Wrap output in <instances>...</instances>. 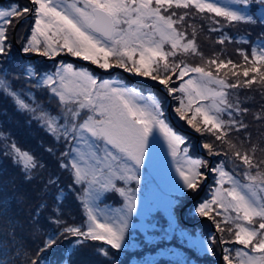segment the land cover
I'll return each instance as SVG.
<instances>
[{
  "label": "snow or ice",
  "instance_id": "1",
  "mask_svg": "<svg viewBox=\"0 0 264 264\" xmlns=\"http://www.w3.org/2000/svg\"><path fill=\"white\" fill-rule=\"evenodd\" d=\"M28 16L33 25L22 46L24 53L45 57L67 53L104 70L115 67L157 82L177 101L174 112L179 119L214 137L202 144L208 155L224 159L212 164L193 157L186 137L168 121L162 99L123 80H100L88 68L72 63L60 62L55 71L42 76L28 66L22 75L34 79V87L50 91L62 107L59 115H52L26 102L22 89L0 76V94L36 114L54 140L64 142L66 150L60 151L56 166L69 172V188L80 186L76 198L87 217L81 225L65 221L60 176L55 171L45 176L47 165L0 132L7 144L4 154L21 168L25 181L38 183L27 227L33 241L43 233L39 244L29 248L17 239L13 227L8 235L14 255H0V264H45L48 253L70 238L78 246L99 241L117 252L123 250L138 211L142 169L157 139L167 145L180 191L197 192L208 173L218 177L211 198L195 209L220 233L201 241L203 251L213 252L217 242L232 243L240 247L234 254L224 249L225 264H264V132L253 143L245 122L251 114L264 127V104L252 111L244 106L247 97L237 91L257 86L264 99V33L250 51L236 50L239 60L223 50L205 56L198 43L203 25L194 22L209 21L213 25L209 31L220 33L214 42L225 45L233 39L223 32L225 25L264 27V0H28V5L0 8V58L11 53L8 29L13 20L20 23ZM240 42L247 43L243 37ZM193 58L199 62H190ZM47 151L51 154L53 149ZM235 168H241L242 178L234 174ZM108 193L122 197V206L102 207L101 198ZM46 211L50 215L45 216ZM99 251L109 255L103 247ZM64 264H71L70 258Z\"/></svg>",
  "mask_w": 264,
  "mask_h": 264
},
{
  "label": "trees",
  "instance_id": "2",
  "mask_svg": "<svg viewBox=\"0 0 264 264\" xmlns=\"http://www.w3.org/2000/svg\"><path fill=\"white\" fill-rule=\"evenodd\" d=\"M257 10L258 9H256V11ZM194 22L203 25V31H201L198 36V43L205 56H210L213 52L223 50L227 56H230L234 60H239L240 58L236 50L238 48H244L250 51L251 47L255 46L257 38L264 33V27H261L259 24L249 25L241 23L234 26L225 25L223 32L233 39L225 45H219L214 41L218 38L220 33L209 31V28L213 27L209 21L196 18ZM241 37H243L247 43H241ZM19 58L18 56L11 61L0 59V76L10 78L15 88L22 89V93L28 103L33 106L39 105L52 115H59L62 107L59 105L58 100L47 89L34 87V79L29 80L26 75H22L23 69L21 65L25 64V60ZM190 62L196 63L199 62V60L198 58H193ZM16 77H19V79H16ZM237 91L242 98L247 97L244 106L251 108L252 111L259 110L260 106L264 104L261 90L257 86H253L252 89H238ZM175 103H177V101ZM245 122L249 123L252 142L256 143L260 137V133L264 132V127H260L259 122L254 121L251 114L245 117ZM183 126L186 125L183 124ZM0 132L4 133V137L10 136L12 142L17 143L22 149L35 154L42 163L47 165L44 170L45 176L53 171L57 172L60 176L59 187L64 190L62 193H59V195L62 196L63 219L75 225H81L86 221L87 217L84 214L82 203L76 198L80 186L76 185L69 188L68 185L71 183L69 172L58 169L56 166L60 151L66 150L64 142L55 141L52 135L47 132L43 124L37 119L36 114L20 109L10 97L4 94H0ZM236 135L237 134H233L234 139ZM239 136L243 139L244 134L240 133ZM4 137H0V255L6 258H12L15 248L12 245V240L8 232H10L13 227L15 228L17 239L23 240L29 248H34L39 244L40 238L43 237V233L40 234V238L33 241L27 227L28 221L37 203L38 183L36 181L32 183L25 181L21 168L15 164L11 158L4 154L7 151V144ZM206 137L207 136L203 135V138ZM210 139L213 140L214 137L211 136ZM261 146H264V142H261ZM245 147H250V145L245 144ZM49 148L53 149L51 154L47 151ZM257 155H260V153L258 152ZM212 176H214V173H212ZM208 190H210V188ZM209 193V191L204 193L199 202H202L205 198L207 199ZM112 198L116 202H121L118 194L114 193ZM193 210L194 207L191 208V212ZM44 214L45 216L50 215L47 211ZM187 219L189 221L194 220V218L191 217H187ZM177 222L180 229L189 230L191 233L195 234L201 233L205 237H210L213 232L211 228L201 223L190 228L181 219H178ZM228 236V234H225V238H228ZM175 238L178 239L179 237L176 236ZM71 241L72 238L64 241L62 245L54 251L49 252L45 264H64V260H68L69 258L71 264H131L133 258L139 259L152 256L156 248L163 245L159 243L156 246L150 247V245L144 243L143 248L140 249L137 246L129 244L127 250L124 248L117 252V250L111 249L109 246L99 241H88L82 246H78ZM141 241L144 242L145 240L141 239ZM167 244L176 245L179 248L181 247L183 252H185V256L187 255V260L190 262H196L197 264H219V259H207L208 256L206 255H208V252L203 253L202 256L197 255L193 247H190L186 242H177L173 238L171 241L167 240ZM132 246H134L133 251H131ZM102 247L109 251L107 257L99 251ZM5 248L7 251H5ZM137 248L139 250H135ZM181 248L180 250H182ZM216 248V252L218 250L219 253L220 245L218 242L216 243ZM111 254L115 257L122 254V258L114 259ZM165 261L168 260H162V262Z\"/></svg>",
  "mask_w": 264,
  "mask_h": 264
},
{
  "label": "rangeland",
  "instance_id": "3",
  "mask_svg": "<svg viewBox=\"0 0 264 264\" xmlns=\"http://www.w3.org/2000/svg\"><path fill=\"white\" fill-rule=\"evenodd\" d=\"M221 3H228V0H219ZM4 3V5H3ZM13 4H19V5H28L27 0H1L0 1V8L8 9ZM239 7V6H236ZM29 17V16H28ZM27 19V18H26ZM16 21L13 20V25L9 27L8 31V37L9 40L12 43V50L10 55L7 57L0 58L1 60H13L16 57H20L19 59H22L24 57L22 54H36V53H24L22 52V46L26 44V37H30V29L33 25V19L30 16L27 20L20 23V25L17 27V30L15 32V26ZM15 36V42H13ZM61 59L58 60L57 63L49 64L44 59V56H38L37 58L41 59L40 61L37 60H31V59H25L22 69H26L28 66H31L39 76H42L46 73L50 74L59 66L60 62L64 63H72L76 67H82V68H88L90 71L93 72V74L98 77L100 80L104 79H110V80H123L127 85L131 87H136L144 92V94L153 93L158 95L164 104L165 113L168 121L170 122V116L168 113L169 108V95L166 92V90L163 87V91H158L155 88H146L142 85L145 84L143 82L139 83L136 82L132 83V81L129 80L128 77L125 76V74H129L131 76H134L138 80L149 82L150 84H153L154 86L160 85L155 81H152L148 78L139 77L137 75H133L131 73H127L122 69H116L115 67L110 70H104L99 68L97 65L92 64L90 61H85L80 57H73L70 54L67 53H61ZM57 56V57H59ZM54 57V58H57ZM74 58H76L80 64L75 62ZM82 64V65H81ZM97 67L98 69L96 70ZM123 71V72H122ZM125 73V74H124ZM124 74V75H123ZM133 77V78H134ZM11 80L10 78H8ZM12 81V80H11ZM13 82V81H12ZM178 83L174 86H178ZM139 85V86H138ZM172 97V96H171ZM23 98L25 99L24 95ZM26 100V99H25ZM27 102V101H26ZM176 100L172 97V103H171V113L172 116L175 118V122H179L181 125L185 124L187 126V130L189 128L191 130H194L191 126H189L185 121L179 119L177 117V114L174 112V108L178 106V103H175ZM62 111V108H61ZM171 124V122H170ZM172 126V125H171ZM174 129L186 137L187 144L190 149V154L193 157H201L206 160H209L206 156L208 155L207 150L202 147V144L204 142H211L212 139H210L211 135L209 134H201L198 133V135L191 134L190 132L184 131V130H178L176 127ZM195 131V130H194ZM203 135L207 136L206 138H203ZM209 137V138H208ZM214 140V139H213ZM219 143V142H217ZM197 144L201 147L202 154H198L195 151H197L198 147ZM150 153L152 156V160L146 162L145 167L142 169V180L141 184L139 185V192L137 193L139 197V205H138V211L137 214L134 215L132 220V227L130 228L128 238H127V245L131 244L134 246L139 247L140 249L143 248V244L146 243L151 246H156L159 243L163 244L156 248V250L153 252L154 254L149 257L145 258H133L131 264H197L196 262H190L187 260V255L185 256V252H183V249L180 250L179 247L176 245L167 244V240L171 241L173 238L177 242L188 244L190 247H193V249L196 251L197 255L202 256L203 253H206L202 249L201 241L207 240L208 236H204L201 233H191L189 230H183L179 228V224L177 222V219L179 217V212L182 210V208L185 206V204L195 195H197L200 191L197 192H191L189 190H179V177L175 171V165L173 163L172 157L170 153L168 152L167 145L163 142V140H155L153 142L152 147H150ZM213 164L217 163L220 159H224V157H218V159H215L217 157L212 156ZM211 163V161H210ZM229 170H233V167L231 164L227 165ZM212 174V173H211ZM234 174L237 175L238 178H242L241 176V168H235ZM218 177L216 174H214L213 177H211L210 183L206 186L205 192L209 191V197L204 200H208L211 198L212 193L214 189L216 188V180ZM213 181V182H212ZM207 182L204 181L200 187V189L205 185ZM122 186V184H121ZM135 187V185H133ZM227 186V185H226ZM210 188V190H208ZM108 194H105L104 197L101 198V206L107 207L108 209H115L119 208L123 204V198L120 197L121 203H117L116 205L111 204V202H107V196ZM178 196V197H177ZM203 200V201H204ZM202 201V202H203ZM201 202L198 203V201H195L192 207H194V210L189 212L187 209L183 211V215L186 217L194 218V220H198L202 218L196 211V207ZM174 206H176V210L174 209ZM203 224L209 228L212 229V235L217 236L215 224L212 220L205 217L202 221L199 222V224ZM214 227V228H213ZM178 236L179 238H175ZM145 240L144 242L141 241ZM230 239V236L228 238ZM165 243V244H164ZM220 245V244H219ZM107 246V245H106ZM131 247V251H133V247ZM237 247H240L239 245H232V243H229L228 245H224L223 248H230L234 251ZM218 248V247H217ZM216 244L213 245V253H208L207 259H219L220 261V252H221V246L216 252ZM127 246L125 247V250H127ZM135 250H139L138 248ZM203 251V252H202ZM223 251V256H224ZM112 255V254H111ZM113 256V255H112ZM114 259L122 258V254L118 257L113 256ZM167 259L168 261L162 262V260ZM137 260V261H136ZM225 264V261H224Z\"/></svg>",
  "mask_w": 264,
  "mask_h": 264
},
{
  "label": "water",
  "instance_id": "4",
  "mask_svg": "<svg viewBox=\"0 0 264 264\" xmlns=\"http://www.w3.org/2000/svg\"><path fill=\"white\" fill-rule=\"evenodd\" d=\"M22 52H23V51H22ZM22 55L24 56V58L28 57V58H31V59H36L38 56H41V54H38V53H36V54H28V55H26V54H22ZM44 59H45L46 61H48V62L53 63V62H57L58 60H60V59H61V56H59V57H57V58H53V57H45V56H44ZM74 60L77 61V62H81V61H78L76 58H74ZM171 101H172V97L170 96L169 110H171ZM182 130L187 131V132H190V133H192V134H196V133H193V132H191V131H189V130H187V129H184V128H182ZM196 135H198V134H196ZM209 157L211 158V163H212V162H213V158H212L211 156H209ZM149 160H151V154H150V156H149ZM212 164H213V163H212ZM207 180H208V182H210V175H209V173H208ZM206 185H207V184H205V186L202 188V190H201V191H200L195 197H193L192 199H190L189 202H188V203L182 208V213H183V211H184L186 208H190V206H191L195 201H197V200L200 198V196L202 195V193H203L204 190H205ZM203 219H205V217H202V218L196 220L195 222L191 223V225L194 226L195 224L199 223V222L202 221ZM213 228H214V227H213ZM216 232H217V231H216ZM217 235H218V237H219V236H220V233L217 232ZM220 264H224V260H223V245H222V244H221Z\"/></svg>",
  "mask_w": 264,
  "mask_h": 264
}]
</instances>
